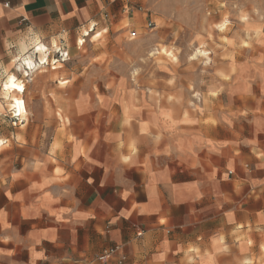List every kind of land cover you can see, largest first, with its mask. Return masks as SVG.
I'll list each match as a JSON object with an SVG mask.
<instances>
[{
    "label": "crops",
    "instance_id": "obj_1",
    "mask_svg": "<svg viewBox=\"0 0 264 264\" xmlns=\"http://www.w3.org/2000/svg\"><path fill=\"white\" fill-rule=\"evenodd\" d=\"M126 7L0 0V65L29 37L68 52V42L79 45L87 30L90 37L99 26L108 32L122 24ZM52 63L54 70L64 64ZM239 78L234 94L242 103L232 106L256 113L213 124L205 116H166L153 97L130 87L103 92L101 102L96 88L73 86L67 96L77 118L70 139L51 137L59 147L53 153L31 147L47 142L49 122H14L11 111L3 120L0 97V126L7 128L0 141L15 144L4 153L9 162L0 163L3 237H22L35 264H118L120 256L123 264H264V73ZM247 84L259 88L262 102L245 100L254 90ZM28 215L38 223L17 233ZM115 246L118 255L101 262Z\"/></svg>",
    "mask_w": 264,
    "mask_h": 264
},
{
    "label": "rangeland",
    "instance_id": "obj_2",
    "mask_svg": "<svg viewBox=\"0 0 264 264\" xmlns=\"http://www.w3.org/2000/svg\"><path fill=\"white\" fill-rule=\"evenodd\" d=\"M115 2L127 6L122 9V24L108 32L99 26L95 33L85 38L84 46L69 41V58L62 68L52 69L51 58L45 66L38 64L39 55L34 53V46L40 43L39 40L29 37L21 41L27 45L28 56L37 62V69L40 70L35 71L31 79L22 77L26 86L24 95L13 92L12 98L20 101L22 113L25 114L21 119L44 117L49 122L48 127L44 128V131L47 130V142L33 143V149L56 151L58 144H51V137L55 133L70 139V128L77 118L67 96L73 86L96 88L97 93H101L96 96L101 102L106 97L102 95L103 92L117 86L130 87L153 97L160 113L166 116L186 119L205 116L208 124H213L218 118L236 120L250 112L242 110L239 113L232 104L242 103L234 94L243 86L240 75L254 71L264 73V0ZM133 32L137 33L135 38L131 37ZM47 46L52 54L60 47ZM198 51L206 55L194 57ZM17 55L22 53L14 50L9 64L0 65V97L6 108L8 103H5L1 85L10 72H15L13 60ZM18 77L21 79V75ZM41 86L48 88L47 95L40 93ZM246 87L249 91L251 87L254 88L251 94L245 96L247 102H262L261 92L256 85L247 84ZM41 103L48 109L43 110ZM6 108L1 113L3 120L8 116ZM255 113L250 112V115ZM13 118L14 122L20 119ZM243 124L246 125L245 121ZM3 126H0V130L7 129ZM106 128L101 127L100 130L103 132ZM19 138L17 136V140ZM13 145V141L2 145L0 163L9 162L4 153L11 150ZM16 151L17 155L23 154L21 149ZM17 160L19 167L22 160ZM27 220L26 225H18L17 233H28L31 220L38 223L35 216L28 215ZM4 235L0 230V264H35L31 262L22 237L9 239Z\"/></svg>",
    "mask_w": 264,
    "mask_h": 264
},
{
    "label": "bare ground",
    "instance_id": "obj_3",
    "mask_svg": "<svg viewBox=\"0 0 264 264\" xmlns=\"http://www.w3.org/2000/svg\"><path fill=\"white\" fill-rule=\"evenodd\" d=\"M90 35L89 31L85 32L84 36L88 37ZM100 34H97V38L100 37ZM95 37V38H96ZM85 38H82L78 41L80 46H84L85 44ZM49 51V47L44 44V43H36L34 46V53L38 54L39 60L38 64L41 66H45L47 60V52ZM21 53L22 55H17L15 56L13 60V69L15 72H10L6 78V80L2 83V88H3V95L5 99V103L7 102V111H11V114H14V117H24L25 114L22 113L21 106H20V101L18 98H12V93L15 92L18 95H24V89H25V84L24 81L22 80L24 78L29 79L32 77L35 73V71H39L40 69H37V62L32 59L31 56H28L27 52V47L22 45L21 46ZM205 56L206 53L202 51H198V53L194 56ZM41 68V67H40ZM58 68H62V65H59L55 67V70ZM42 69V68H41ZM18 75H21L18 77ZM31 79V78H30ZM6 105V104H5ZM4 108V109H5ZM3 110V109H2ZM3 141H0V149L3 147Z\"/></svg>",
    "mask_w": 264,
    "mask_h": 264
},
{
    "label": "built area",
    "instance_id": "obj_4",
    "mask_svg": "<svg viewBox=\"0 0 264 264\" xmlns=\"http://www.w3.org/2000/svg\"><path fill=\"white\" fill-rule=\"evenodd\" d=\"M153 26V24H150ZM137 36L136 32L131 33V37L135 38ZM56 49V48H55ZM52 59V62H66L69 58L68 52L65 50V47L60 46L58 47L52 54V52L49 50L47 52V60ZM14 115V114H13ZM17 118V117H16ZM122 247L121 246H115L109 249H106L99 257V260L101 262L107 263L109 260L113 259L118 255V253L121 251ZM126 260L125 256H120L118 260V264H123L124 261Z\"/></svg>",
    "mask_w": 264,
    "mask_h": 264
}]
</instances>
